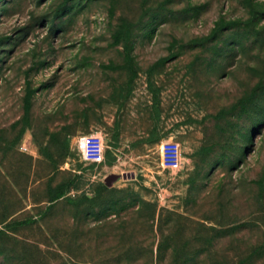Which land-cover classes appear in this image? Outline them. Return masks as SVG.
<instances>
[{"label":"rangeland","instance_id":"1","mask_svg":"<svg viewBox=\"0 0 264 264\" xmlns=\"http://www.w3.org/2000/svg\"><path fill=\"white\" fill-rule=\"evenodd\" d=\"M0 264H264V0H0Z\"/></svg>","mask_w":264,"mask_h":264},{"label":"built area","instance_id":"2","mask_svg":"<svg viewBox=\"0 0 264 264\" xmlns=\"http://www.w3.org/2000/svg\"><path fill=\"white\" fill-rule=\"evenodd\" d=\"M78 149L84 161L103 163L105 161V140L101 133L82 135L77 141ZM161 164L166 169L179 170L182 166L181 145L174 140H165L160 149Z\"/></svg>","mask_w":264,"mask_h":264},{"label":"trees","instance_id":"3","mask_svg":"<svg viewBox=\"0 0 264 264\" xmlns=\"http://www.w3.org/2000/svg\"><path fill=\"white\" fill-rule=\"evenodd\" d=\"M60 197V196H59ZM72 199H70L71 201ZM143 204L148 208V212H149V217L150 219L154 222L155 219H156V215L158 213V206L156 203L154 202H148V201H144ZM164 212L167 213V221H171V217L174 216L176 213H174L173 211L169 210V209H161L159 211V221H160V224L163 222V220L165 219L164 218ZM160 229H161V226H160ZM161 232H162V235L164 234L163 233V229H161ZM165 236V235H164ZM164 237H162V240L160 241L159 243V251L160 253L166 249V245L168 244L169 240H166L165 238L163 239ZM217 239L218 237L217 236H210L209 237V246L210 248H214L215 245L217 244ZM211 250V249H210Z\"/></svg>","mask_w":264,"mask_h":264},{"label":"water","instance_id":"4","mask_svg":"<svg viewBox=\"0 0 264 264\" xmlns=\"http://www.w3.org/2000/svg\"><path fill=\"white\" fill-rule=\"evenodd\" d=\"M108 185H111V179L107 180Z\"/></svg>","mask_w":264,"mask_h":264}]
</instances>
